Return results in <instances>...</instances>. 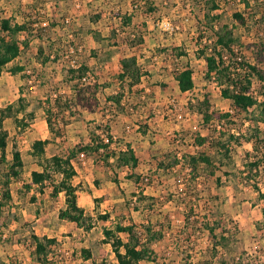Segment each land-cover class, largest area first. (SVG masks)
<instances>
[{
	"label": "rangeland",
	"instance_id": "rangeland-1",
	"mask_svg": "<svg viewBox=\"0 0 264 264\" xmlns=\"http://www.w3.org/2000/svg\"><path fill=\"white\" fill-rule=\"evenodd\" d=\"M213 2L218 3L215 11L210 10ZM150 4L156 9L152 13H145L147 0H0V25L8 18L20 23L33 22L29 26L32 35L25 32L20 37L29 39V47L5 66L0 75V109L14 105L17 110L22 99L26 109L18 117H25L29 124L18 128L14 118L4 121L9 133L8 163L17 148L24 167L21 177L12 181V199L0 206V264H35L31 236L38 232L44 237L45 230L35 229L40 226H56L48 235H58L51 238L62 244V250L73 254L64 264H93L101 260L116 263L104 230L114 228L112 223L119 222L118 215L132 218L142 234L148 220L153 222L155 230L164 228V238L153 245L160 263L178 264L187 254H192L194 261L210 256L209 232L200 224L206 216L211 226L218 228L219 235L221 229L235 231L237 227L251 264H264V197L254 187L257 185L264 193V165L250 175L243 173L245 154L253 150L252 144L237 146L233 141L229 156L216 148H197L195 137L210 136L212 127L204 125L202 116L194 108L197 99L203 100L207 94L215 109L230 110L220 89L206 78L205 61L196 57L197 40L207 31L203 26L207 23L218 28L232 25L243 43L264 38V0H152ZM119 13H133L134 25L122 29L116 15ZM234 13L244 14L247 27L234 22ZM206 14L210 18L204 19ZM128 33L136 43L142 36L144 46L131 48L126 44ZM210 35L211 32L206 33L207 37ZM181 50L187 52L188 58L177 57ZM246 55L251 58L249 52ZM131 56H137L150 73L143 82L146 92L141 106L134 108L127 97L123 111L112 109L105 103L106 96L120 92L117 80L120 61ZM82 63L90 68L87 77L103 86L100 96L105 109L104 113L95 114L81 111L74 117L67 114L64 140L72 146L87 144L93 131L102 134L98 127L109 125L116 139L112 149L120 151L127 143L132 144L140 162L137 172L144 179L135 184L127 169L108 166L96 155L79 156L73 182L79 188V205L94 217L95 226L89 232L78 231L74 224L59 218L65 208L64 195L56 200L50 196V188L44 196L39 194L37 186L31 191L27 189L32 172L42 170L33 155L34 142L50 141L46 146L47 158L63 153L62 141L55 139L48 128L43 103L56 94H72L74 83L68 81L67 71ZM18 65L24 71L11 74V69ZM187 65L194 70L195 89L182 93L175 72ZM260 87L261 83L254 78L253 92L258 98ZM254 126L245 116H234L224 123V142L239 132L244 133L241 139L244 142L253 133ZM260 129L264 132V123ZM198 150L207 151L214 158L216 175L201 178L197 197L187 194L181 197L182 190L188 192V171L179 168L158 172L157 165L168 154ZM7 164L1 165L0 161L1 179H4L1 170L6 171ZM97 180L99 186L95 184ZM96 196L106 200L96 204ZM89 197L92 198L90 207L85 201ZM136 205L140 207L139 212L132 209ZM152 205L154 209H148ZM191 206L195 213L188 227L185 214L190 213ZM104 212L111 213V220L98 219ZM123 220L126 224L130 222ZM60 226L63 227L60 229ZM82 249L91 251L89 263L85 262ZM221 254L217 256L219 261Z\"/></svg>",
	"mask_w": 264,
	"mask_h": 264
},
{
	"label": "trees",
	"instance_id": "trees-1",
	"mask_svg": "<svg viewBox=\"0 0 264 264\" xmlns=\"http://www.w3.org/2000/svg\"><path fill=\"white\" fill-rule=\"evenodd\" d=\"M152 0H147V11L152 13L156 9L150 4ZM249 5V3H247ZM134 7H138L135 4ZM218 3L213 2L210 10H217ZM118 21L122 25V29L131 28L134 25L135 15L132 13L116 14ZM210 18V14H206L204 19ZM233 20L242 27H247L248 21L242 13H234ZM33 22L27 20L23 23L18 22L15 18L4 19L0 25V75L5 66L15 61L21 56L23 50L29 47V39L21 40V34L28 32L32 35L29 26ZM205 25V24H204ZM203 34L197 40L198 50L196 57L203 59L206 63V78L214 83L221 91L222 97L229 102L230 110L222 111L213 107L210 95H204L203 100L197 99L196 111L202 116L204 125L211 128L210 136L197 135L195 144L197 148L217 149L218 152L225 153L229 156L232 142L237 146L243 144H252L253 150L248 151L244 158L245 170L243 173L248 175L259 170L264 165V132L260 129V124L264 123V38H258L248 43H243L234 31V26L224 25L217 27L214 24L207 23L203 26ZM211 32L210 36L206 33ZM97 36L96 38H98ZM132 39L130 33L125 38V43L131 48L144 46V38L140 36L137 43ZM114 43L115 40H114ZM205 43V44H203ZM40 52L44 54L41 50ZM251 54V58L246 55ZM178 58H188L186 51L181 50ZM50 59V56L47 57ZM121 69L117 75L120 83V92L117 94L107 95L105 103L111 105L112 109L123 111L125 108V98H129L134 108L141 106L143 95L146 90L143 88L145 78L150 77L147 68L140 62L137 56L123 58L120 61ZM24 71V67L15 66L11 69V74H18ZM90 68L87 64L82 63L77 68H71L67 71L68 81L74 83L73 92L69 94H56L55 97H49L43 107L46 115L48 128L55 139H60L63 144V153L47 158L46 146L49 140H38L33 144V155L37 157L41 171H33L31 182L27 185V189L31 191L33 187H39V194L44 196L47 189L50 188V196L53 199H59L60 195L65 196V208L59 213L62 221L74 224L76 228L83 229L86 232L91 231L94 226V217L86 212L79 205V188L74 184V178L77 176L75 161L81 155H96L102 159L108 166L118 169H127L131 172L129 178L139 184L144 181L143 177L138 174L137 170L140 166L139 159L132 144L127 143L124 149L116 151L112 146L116 143V139L112 134L109 125L98 127L99 132L93 131L90 135V142L87 144H78L72 146L65 139L66 127L68 121L66 115L75 116L81 111L95 114L103 111L102 98L100 96L103 86L98 81H91L87 75ZM256 78L261 83L260 97H256L253 92V79ZM175 79L178 82L181 92H192L195 89L194 70L190 66L184 67L182 70L175 72ZM15 109L14 105L0 109V152L1 165L7 164V147L9 133L4 128V121L8 118H14L18 128H26L29 124L26 118H19L18 114L25 111L26 106L21 104ZM135 103V105H134ZM106 111V110H105ZM104 113V111H103ZM119 113V112H118ZM33 116V115H32ZM234 116H245V119L254 123L253 133L244 142L241 141L244 133L232 135L230 140L224 142V123L234 118ZM144 135L147 132L144 130ZM220 134L219 136H217ZM104 135V136H103ZM106 137V138H105ZM107 139V140H106ZM232 139V140H231ZM113 161V162H112ZM24 167L22 154L17 148L12 154V161L6 165V171L1 170L4 179L0 178V206H4L12 199V181L19 179ZM188 171V181L186 190H182L181 197L184 194L197 197L200 190V180L203 177H213L216 175V163L214 158L204 150H198L194 153H183L181 155L171 153L160 160L157 165L158 172L166 171ZM179 169V170H180ZM208 173L205 174L204 171ZM116 183H119L115 179ZM151 183V182H149ZM96 186L100 185L97 180ZM255 189L264 197V193L260 191L257 185ZM180 197V199H181ZM105 198H96L95 203L104 201ZM156 201L155 198H150ZM181 201V200H180ZM180 202V205H185ZM149 206L148 209H154ZM139 212L138 205L132 208ZM190 213L185 214L186 225L192 224L194 216V206L190 207ZM111 213L99 214L98 219L108 221L111 220ZM127 219L130 222L126 224ZM119 222L112 223L114 228L105 229L104 235L106 243L110 244L116 257V263L107 260L94 261V264H142L144 261L154 264L160 263L159 257L153 248V245L164 238L163 230H155L153 222L148 220V224H144L145 233L138 231V225L132 218L126 216H117ZM208 230V237L212 243L209 250L210 256L203 260L194 261L192 254H187L180 259L178 264H251L250 256L244 247L243 241L239 238L238 229L235 231L221 229V234L217 232L216 226H211L208 217H204V221L200 222ZM160 226H164L160 224ZM32 244L34 250L31 252L33 261L36 264H52L51 255L54 253L53 247L57 244L55 239L47 236L40 237L36 234L32 236ZM221 254L220 261L217 256ZM84 259H92L91 251L82 249ZM217 260V261H216Z\"/></svg>",
	"mask_w": 264,
	"mask_h": 264
},
{
	"label": "built area",
	"instance_id": "built-area-1",
	"mask_svg": "<svg viewBox=\"0 0 264 264\" xmlns=\"http://www.w3.org/2000/svg\"><path fill=\"white\" fill-rule=\"evenodd\" d=\"M60 242L53 247L54 253L50 257L52 264H64V261L72 258V252L62 250Z\"/></svg>",
	"mask_w": 264,
	"mask_h": 264
},
{
	"label": "crops",
	"instance_id": "crops-1",
	"mask_svg": "<svg viewBox=\"0 0 264 264\" xmlns=\"http://www.w3.org/2000/svg\"><path fill=\"white\" fill-rule=\"evenodd\" d=\"M120 69H121V67H120ZM178 83V82H177ZM178 88H179V86H178ZM180 90V89H179ZM181 91V90H180ZM183 93V92H182ZM133 146V145H132ZM134 148V147H133ZM135 150V149H134ZM137 155V154H136ZM38 171H40V170H38ZM129 171V170H128ZM61 195H63V194H61ZM61 195H60V197H61ZM65 197V196H64ZM96 198H104L103 196H96ZM106 199H104V201H105ZM85 201H86V204H87V206L88 207H90L91 205H92V198L91 197H89V198H85ZM103 202V201H102ZM102 202H100V203H102ZM94 209V208H93ZM106 213H110V212H104V214H106ZM103 214V213H102ZM35 227V226H34ZM63 227V226H62ZM61 226L60 227H58V228H62ZM75 227V226H74ZM56 228V226H40L39 228L38 227H35V229H43V230H45L46 232H44V234H42V235H44V236H46L47 235V237H49V238H51V237H58V235H54V236H49L48 235V232H53V229H55ZM76 228V227H75ZM76 229H78V231H81V230H83V229H79V228H76ZM36 235H40V234H38V232H36ZM85 260V262L86 263H89L90 261H91V259H89V260H86V259H84ZM94 262V261H93ZM92 262V263H93ZM33 263H35L34 261H33ZM36 264V263H35ZM94 264V263H93Z\"/></svg>",
	"mask_w": 264,
	"mask_h": 264
}]
</instances>
